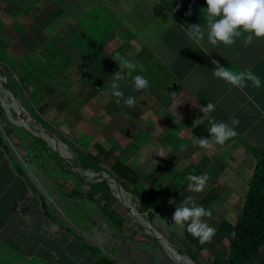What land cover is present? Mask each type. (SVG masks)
<instances>
[{
	"label": "crops",
	"instance_id": "obj_1",
	"mask_svg": "<svg viewBox=\"0 0 264 264\" xmlns=\"http://www.w3.org/2000/svg\"><path fill=\"white\" fill-rule=\"evenodd\" d=\"M206 7V0H0V48H6L19 66L27 64L32 74L45 79L58 74L60 92L80 100L86 115L105 119L103 132L86 148L94 151L98 137L107 135L97 142V148H103L106 166H112L123 153L122 160L139 171L176 173V180L207 173L210 187L191 193L187 181L182 188L185 196H193L212 212L240 211L258 163L255 152L264 155V87L254 89L249 83L241 89L214 78L212 61L234 71L251 70L264 82V38H254L247 46L241 38L231 47L220 44L213 48L205 36L204 45L210 52L200 51L185 28L203 22L206 13L202 9ZM24 38L32 53H50L57 46L58 65L40 63L22 43ZM193 50L198 53L197 60L191 57ZM117 54L143 64L144 71L135 74L151 81L149 90L155 97L152 100V94H147L136 115L128 106H119L107 91H95L91 78L84 80L82 74L80 60L87 55L110 59L119 70L114 59ZM185 66H194L195 72L187 86L176 77ZM81 83L85 86L79 92L75 86ZM208 102L215 103L216 109L204 117L201 108ZM156 105L172 118L169 125L153 113ZM233 116L240 121L238 135L225 145L205 150L191 143L196 128L208 135L209 118L230 123ZM130 118H142L143 125L124 130L122 126ZM175 119L181 123L177 125ZM181 145L185 146L183 151ZM161 147L167 157L156 154ZM110 151L113 157H109ZM162 163L166 164L164 169ZM0 173L6 177L2 164ZM218 216L214 217L215 225ZM0 231V238H4L1 222Z\"/></svg>",
	"mask_w": 264,
	"mask_h": 264
},
{
	"label": "clouds",
	"instance_id": "obj_2",
	"mask_svg": "<svg viewBox=\"0 0 264 264\" xmlns=\"http://www.w3.org/2000/svg\"><path fill=\"white\" fill-rule=\"evenodd\" d=\"M206 5L207 7L202 9V11L206 13V15H204L203 17V22L199 24H190L185 28L188 37L199 47L200 51L206 54L210 52L208 48L204 45L205 36L207 37V42L211 44L213 48H216V46L220 44L231 47L235 45L237 43V40L241 38H243L242 43L247 46L253 43L254 38H264V0H206ZM22 43L27 47V49L31 53L33 52L29 49L28 45L26 44L25 38L22 40ZM90 43H92L91 40ZM44 53H47V51H44ZM1 56L6 57L8 59V62L0 61V65L5 68L9 73V81L7 84V74L3 71H0L2 75H4L3 78L5 82V88L9 89L8 92H5V101L8 103V105L12 104L10 105V107H14L15 101L12 97V92L15 95L16 93L10 86H7L11 82V69L14 66H16L17 68H22L25 67V65L19 66V63L14 60L7 51L2 53ZM114 59L119 62V70L112 74L111 79L108 80L104 87L107 91V95H109L110 97H114L116 103L118 104L123 102V104L128 107H135L136 97L132 95H126L125 92L122 90V85H130L133 92H141L149 88V80L146 79L144 75H134V73H136L138 69L140 72H143L144 66L143 64H140L132 59L122 57L119 54L115 55ZM10 60H14L16 62H12ZM212 63L215 65V68L212 71L213 77L222 79L233 87L243 89L245 87H248L249 83L254 89H260L261 87H264V82H262L261 78L251 70L234 71L229 67L221 66L219 61L213 60ZM35 74H32L31 72L29 73L31 77H36ZM39 79L44 80L43 76H40ZM32 83L33 86L37 84L34 81ZM40 85L43 86L42 84ZM40 89L42 90V92L45 90L48 95H42L40 97L39 107H36L33 103H31L28 108L31 112H39L49 102V100L54 101L58 99V92L56 90H49L45 86L41 87ZM44 97L45 99H43ZM50 103H48V106L45 108L46 119H43V121L49 125L48 127L42 123V118L39 119V116L37 117L36 114L28 112L26 106L24 104L23 106L22 102H20L22 107L27 111V114L32 117L31 121H26L22 118L21 119L24 122H35L38 129L40 130L39 134H36L39 136H36L26 129L28 133L24 134V136L20 137V139L31 140L40 144L38 137L44 138L49 144V146H45L47 147V149L45 150V155L48 159L41 158L40 162L44 163L46 162V160H49L54 155L56 157H60L62 160L69 162V168L73 172H76L85 177L82 189L83 191L87 189V192L83 195L74 194L70 197H78L81 199V203H84V210L81 209V211H88L90 214L88 218L90 216H93V213H99L105 219L107 225H110L111 229H113L112 225L107 220L109 219L106 215V210L108 209L112 211L113 214H117L122 220L124 218L131 219L133 223L136 224L135 218L126 209L130 207L134 211L139 222L146 224L149 227H152L154 231L153 225H151L148 220H145L144 217L148 216L150 212H153V218L156 222V227L164 229L167 225H172L173 230L176 231L178 235L183 237L184 234L183 239H186L187 235L191 234L194 238L199 241L200 244H205L211 242V240L214 239L213 237H215L217 243L216 246L213 247L211 250V253L213 255L212 264H220L222 261H227L229 264H231V261L233 260L235 246L238 248L239 251V264H264V245L262 246L261 252L259 251L258 253H251L249 255L247 251L248 244L250 241L249 229L245 226L243 222L240 221V214L244 210L246 196L248 195L247 192H249L250 190L246 192V195L243 198L244 202L241 206L240 211L221 212L218 214V223L216 224V226H218L217 229L214 228V216L212 215L213 212L211 208H205L204 206L199 205L196 202L195 198L191 195L186 196L183 203L180 206L176 207V210L173 215L171 213H169L168 215L167 213L163 212L165 210L164 207L154 206L153 203L157 199H161L163 201H168L171 203L170 206H167V210L170 211V209L174 208L175 202L173 201V199L169 198V189H154L153 191L155 192V195L152 194L153 191H150L149 193H143L140 196L134 194L135 189H132L129 186V183L137 181V178L139 176V170L129 161H123L122 159L116 161L118 157L115 158V163H113L112 166H106L105 162H103L102 160L103 148H98L97 153L95 151V148L94 151L93 148L90 151L86 147H81L78 142L71 137L73 132H71L70 129L66 132L59 131V127L61 126L59 120L56 118L53 121H50V118L53 116V113L51 115L48 114L50 112ZM2 104L4 106L5 115L1 120L3 121V119H6L5 121L7 123H12V121L8 117L9 109L5 107L3 100ZM215 109L216 104L208 102L206 106H203L201 108V111L205 114L204 117H206L209 116L210 113L214 112ZM80 111L84 115H86L83 112L81 106ZM16 117L20 118L19 116ZM102 120V124L96 132V136L99 132H103L102 128L105 124V119ZM197 121L198 120H196L194 123H196ZM175 123L179 125L181 123V119H175ZM208 123L209 133L207 134H209V137H205L206 134L200 137H192L191 143L194 146H198L205 150H212L215 145L223 146L226 144L227 141L235 138L238 135L236 127L239 125L240 121L235 116L231 118L230 123L224 121H217L215 118H209ZM40 124L43 125L44 128L56 138V140L58 141L57 144H54L49 138V136L42 132V130L39 128ZM95 137L93 139H95ZM5 143L11 149L10 145L6 142V140ZM68 143H75L77 145H72L76 152L75 154H70L71 152L66 146ZM95 145H98L97 141L95 142ZM184 148L185 146L181 145L180 150L183 151ZM79 152L96 157L98 159L99 168L95 169L92 167H85L81 165V163L77 162L75 157L79 155ZM108 154L109 157H113L112 151H110ZM156 154L160 157L168 156L163 147H161L156 152ZM66 157H71L75 162V166H72L71 161ZM29 162L35 165V171H39L42 173V179L48 178V173L51 175L52 173L60 169L58 168L59 163L57 159H55L53 162H50L48 166L47 164L38 165L37 163L31 160H29ZM63 165H65V163H63ZM40 167L43 168L41 171L39 170ZM80 168H84L86 169V171L77 170ZM256 169L257 165L255 171ZM255 171L249 183V189L251 187ZM37 176L38 178H41V175L37 174ZM69 178L72 179L70 184L71 188L74 187L75 189L76 184L74 178L72 176H70ZM187 180L189 182L187 186V191L191 193L203 192L206 188L210 187L211 183V181H208L209 176L207 173L200 175L189 174L187 176ZM103 183H106L110 188V190L105 195H103V193L97 189ZM121 183L127 187V194H129L133 198L132 204L131 199L126 197V192L123 190ZM65 189L70 193V188L65 187ZM135 195L138 197V199ZM112 198H114V201H110L112 200ZM118 200L122 203V207L115 205V203L119 202ZM119 208L122 210V212L119 210ZM125 212L127 215H124ZM235 212H237V215H235ZM205 218L207 219V221L205 220ZM229 218L233 219L234 221L231 222ZM211 224L212 226H210ZM41 227L43 230L49 232L56 231V225L43 224L41 225ZM222 228H224V230H222ZM219 230L221 234V240L216 239ZM114 232L118 233L115 230ZM156 236L161 238L163 240V243L167 247H169L174 253V256L172 254H169L165 247L162 245L168 253V258L172 261L179 264H186V259H191V257L176 249L171 244V242L163 235L156 234ZM187 242L190 245L182 244V248L186 249L190 246L192 248V252L196 253L197 249L191 246V241L189 240ZM225 245L226 248L224 249ZM199 251L197 252L198 261L200 258ZM180 254L184 255L185 257ZM177 256L181 258H178ZM191 260L198 264V261L196 262L193 259Z\"/></svg>",
	"mask_w": 264,
	"mask_h": 264
},
{
	"label": "rangeland",
	"instance_id": "obj_3",
	"mask_svg": "<svg viewBox=\"0 0 264 264\" xmlns=\"http://www.w3.org/2000/svg\"><path fill=\"white\" fill-rule=\"evenodd\" d=\"M188 3V0H187ZM83 4V2H82ZM158 5V4H157ZM118 8V7H117ZM103 10V9H102ZM118 15L121 16L118 12ZM54 51L50 53H44V52H37L32 55H34L36 58H38L43 64H56L58 65V59H55L59 56V50L58 47L55 46L53 48ZM6 51V48H0V54L4 53ZM45 56H50L49 59H45ZM12 62H16L14 60H10ZM118 63V62H117ZM116 63L113 62L110 59H96L89 55L84 56L80 60V66L83 69V76L84 80H87L91 78V87L97 91V92H106V89L104 88L108 80L111 79V76L113 73L118 71V67L115 65ZM144 66V65H143ZM145 67V66H144ZM62 69V78L63 80H66V74L65 69ZM58 70V69H57ZM194 66H185L181 72L176 74V77L181 78L184 80V85L187 86L188 83L186 81H191V79L194 76ZM139 71V69H138ZM14 72L16 75V81L20 84V94L18 97L19 101L22 102V105L24 104L26 108L28 109L31 103L34 104V106L39 107L40 106V97L42 95L47 96L48 94L44 90L40 89L41 87L45 86L49 90H56L58 92V99L51 101L49 100L48 103H50V112L48 113L51 115L53 113V116L50 118V121H53L54 119H58L61 126L59 127V131L66 132L69 129L72 134V138H74L78 144L81 147H87L91 140L96 136V132L101 126V121H103L100 117L90 118L87 115H84L80 111L81 101L75 100L70 98L68 95L65 94L66 91L60 92L59 90V79L58 74L52 76L51 78H47L44 80L39 79L41 74L36 73V77H31L29 75L30 70L27 66L22 68L14 67ZM17 72V73H16ZM135 75V73H134ZM146 78V76H145ZM149 80V88H147L144 91L141 92H133L130 85H122V90L125 92L126 95H132L136 97V105L135 107H129L128 110L132 114H137V110L142 108V105L145 102L146 95L152 94V100L154 99L153 90H149L151 86L150 78H146ZM35 82L34 86H29L32 82ZM8 84V79H7ZM4 78L2 73L0 72V96L3 100V103L5 107L9 109V119L12 121V123H7L3 119V121L0 119V131L2 135L5 137L6 142L10 145L11 149L8 147V151H10L17 159L18 162H21L26 166V172L29 176H24L26 180V184L28 186V189L30 191V194L33 196L34 200H31V203L35 205V200H38L41 204V197L42 195L46 198L45 202H48L47 209L43 208L42 205L39 207V214L38 216L42 218V222L39 223L35 220L36 210L32 212L31 209L29 210H22L18 211V209L21 207L20 204H17L15 206L14 211L12 210V206L9 205H3L2 209L5 214H10V218L4 219L0 221L1 223L3 221L11 222L9 226H7V222L4 225L3 233L6 235H3L4 238H0V264H46V260L39 258V257H31V255L26 254L25 252H16L14 251V248L16 245L21 244V239H19V235L15 233L16 226H18L19 217L24 219L27 223V230L31 231L33 233L40 232L43 233L45 231V241L48 243H51V238L59 241L60 235L56 234L55 232H49L46 230H43L41 225L46 224L43 222V220H46L48 225H56V231L63 230L65 231V228H62L56 224V221L53 220H62L64 221V225L70 230L69 235L74 237H82L83 240L89 244H92L94 246H97L103 253H105L107 256L111 257V259L114 261V264H179L171 259L168 258V253L160 243V241L156 238V233H158L157 229L154 228L153 232H148V234H145L147 238L143 236V231H138V229H135L134 231H131L130 223L128 222V219L124 218V229L121 234L114 232L113 229H111L110 225H107V222L105 219L99 214V213H93V216L90 215L88 211H81V209L84 210V203H81V199L78 197H70L66 194V188H71V178L70 177V170L63 173L62 170L58 169L51 175L48 173V178L42 179L43 175L39 171H35L36 167L34 164L29 162V156L27 153V150L24 148V143L20 139V137L24 136V131L27 129L34 135L39 134L40 130L38 129L35 122H24V120H30L32 119L30 116L22 115L19 111V109L16 111L15 105L12 107V116H11V107L8 105V103L5 101V92H8L9 89L5 88L4 86ZM42 84L43 86H41ZM23 85L24 90H23ZM85 86L84 83H81L79 85H76V90H79ZM30 87V88H29ZM99 88V89H97ZM101 90V91H99ZM149 90V91H148ZM40 93V94H39ZM167 93V92H166ZM169 94V93H167ZM66 95V98H65ZM100 96H104L103 94H100ZM156 97L159 99V96L156 95ZM45 99V97L43 98ZM114 101L116 102L115 98L113 97ZM101 103H105V100H101ZM48 103L39 111V112H31L30 109H28V112L32 114H36L39 119L42 118L46 119L45 115V108L48 106ZM23 105V106H24ZM108 104L106 103L105 106ZM119 106L124 107L125 105L123 102L119 103ZM153 113L156 116H160L165 120V122L169 125L172 122V118L169 117L167 114L163 113L158 105L153 107ZM16 116H19L20 118H17ZM22 118V119H21ZM121 122V119H120ZM137 125L139 128L143 125V119L140 118L138 120H135L133 118H130L128 120V124L125 126H122L124 130L131 131V129ZM138 129H136L134 132H137ZM194 137H200L203 134H206L205 132H202L199 128H196L193 131ZM39 136V135H36ZM107 135H102L98 137V141H100L102 138H104ZM72 145L77 146L75 143H68L66 146L70 150V154H75V150ZM121 145V144H120ZM98 145L95 147L96 153L98 152ZM0 150L7 151L4 145H0ZM120 151V150H119ZM121 152V151H120ZM122 153V152H121ZM123 158V153L121 157H118L116 161ZM128 161V160H126ZM166 167L165 163H162V168L164 169ZM43 168L40 167L39 170L41 171ZM67 173V174H66ZM37 174L41 175V178H38ZM45 174V173H44ZM138 178L136 182H130L129 186L134 190V194L140 196L143 193H149L150 191L155 190H165L169 189V195L170 199H173L175 202L174 208L167 210V206H170L171 203L168 201H163L161 199H157L153 205L157 207H164L165 210L163 212L173 213L176 210L177 206H180L184 199L186 198L185 194L182 191V188L184 186V183L188 180H181V179H174L176 173H169V172H161V170L157 169L152 172L148 171H138ZM68 179V180H67ZM139 181V182H138ZM138 182V183H137ZM137 183V185H136ZM189 183V182H188ZM50 186L54 188H50ZM121 186L123 190L126 192L128 189L125 185L121 183ZM136 186V188H135ZM87 189L84 190V192ZM250 189H246V191H249ZM155 195V192L152 193ZM135 195V196H136ZM126 197L131 199V204L133 203V198L127 194ZM138 199V197L136 196ZM201 198V197H200ZM119 201V200H118ZM115 205L122 207V203L119 201L115 203ZM221 207V205H219ZM119 210L122 212V210L119 208ZM19 215V217L16 214ZM31 213V214H30ZM86 213V214H85ZM221 212H213L212 215L215 217ZM14 214V215H13ZM124 215H127L126 212ZM235 215H237V212H235ZM229 220L233 222V219ZM133 226H136L132 224ZM212 226V224L210 225ZM137 227V226H136ZM218 226H214L215 229H217ZM139 228V226H138ZM132 229V228H131ZM163 232L162 234L157 235H163L166 237L171 244L184 254L191 257V253L189 250L182 248V244L184 241V234L183 237L177 234L176 231L173 230L172 225H167L166 228H159ZM145 230V229H144ZM66 232V231H65ZM143 233V234H141ZM155 233V234H154ZM59 236V237H58ZM2 237V236H0ZM50 237V238H49ZM191 241V245L197 249L196 253L199 251V261L196 260L198 255L191 257L194 261H198V264H212L213 255L211 253V250L213 247L216 246V240L215 238L211 240L209 243L200 244L199 241L196 238H193ZM226 248V245L224 246V249ZM88 255L90 257H95L93 255L92 250L87 251ZM182 255V254H180ZM184 256V255H182ZM185 257V256H184ZM191 259H186V264H196ZM57 264V263H53ZM78 264H92L91 262L87 261L86 259L78 260Z\"/></svg>",
	"mask_w": 264,
	"mask_h": 264
},
{
	"label": "trees",
	"instance_id": "obj_4",
	"mask_svg": "<svg viewBox=\"0 0 264 264\" xmlns=\"http://www.w3.org/2000/svg\"><path fill=\"white\" fill-rule=\"evenodd\" d=\"M190 54L194 60L198 59V53H196L195 50L190 52ZM1 55H0V61L8 62V59L6 58L7 55L6 57H3ZM14 67L11 69L12 72L11 82L7 86H10L13 89V91L16 93V95L19 96L21 95L20 84L16 81ZM31 85L33 86V83H31L29 86L31 87ZM24 86L25 85L22 86L23 90H24ZM4 115H5V110L2 104V100L0 98V119H2ZM42 123L45 126L49 127V125L43 120ZM27 133L28 131L25 130L24 134ZM205 137H209V134L206 135ZM38 140L40 144L33 142L31 140H22L27 150L29 160L37 163L38 165L47 164L48 166L50 162H53L55 159H57L59 163L58 168H60L63 171V173H65L66 171H68V169H70L69 162L62 160L60 157H56L54 155L49 160H46V162L44 163L40 162L41 158L44 159L47 158V156L45 155V150L47 149V147L45 146H49V144L42 137H38ZM0 145H4L6 149L9 147L5 143V137L2 135L1 131H0ZM255 155L258 159L257 169L255 171V175L251 183L250 191L247 192L248 195L246 196L244 210L240 214V221L243 222L245 226L249 229L250 241L247 248L249 255L251 253H258L259 251L261 252L262 246L264 245V155L256 152ZM75 159L77 162L81 163V165L85 167H92L95 169L99 168L98 159L94 156H89L79 152V155L76 156ZM63 163H65V165H63ZM1 164L2 166H5V168L7 169V173H6V177L4 178H3V174L1 175L0 173V221L10 218V214H5L3 212L2 209L3 205L6 204L12 206V210L14 211L15 206L17 204H20L21 207L18 209V211L31 209L32 210L31 213H33L36 210L37 216H35L36 217L35 220L41 223L42 218L38 216L39 207L40 205H42L43 208L47 209L48 202H45L46 198L42 195L41 204L38 200H35V205L31 203V200H34V198L30 194V191L26 184V180L24 178V176L25 177L29 176L25 170L26 166H24L23 163L18 162L16 157L10 151H8V149L7 151L0 150V165ZM69 172L71 173L70 176L74 178L76 186L75 189L74 187L70 188V193L66 190L65 191L66 194L68 196H72L74 194L75 195L85 194L87 191L84 192L82 189L85 177L76 172H73L72 170H70ZM97 189L101 191L103 195H105L110 190V188L106 183L101 184L100 187H98ZM110 201H114V198H112V200ZM16 215L19 217L18 214ZM106 215L109 218L107 220L112 225L113 229L118 233H122L124 229V221L117 214H113L112 211L108 209L106 210ZM153 216H154L153 212H150L148 216H144V217L145 220H148L150 224L153 225L155 229H157L158 233L156 234H162L163 232L161 231V229L156 227V222ZM53 221H56V224L58 226L65 228L66 232L63 230L55 231L56 234L60 235L61 239L57 241L51 238V243H48L47 241H45V236H46L45 231L43 233L40 232L33 233L32 230L31 231L27 230L26 228L27 226L26 227L23 226V225H27L26 221L21 217H19V221H18L19 225L16 226L15 233L19 235V239H21V244L16 245L14 251L16 250V252H22L23 250V252H25L28 255H31V257L37 256L39 258L46 260V264H53V263L77 264L78 260L81 259H86L92 264H114V261L111 259V257L103 253L97 246L85 242L82 237L75 236L74 238L70 236L69 235L70 230L68 229L67 232V228L64 225V221L59 219ZM6 222L7 220L1 223L3 224V228ZM43 222L47 224L46 220H43ZM128 222L130 223V226L132 228V229L130 228L131 231H134L135 229H138V231L139 230L143 231L144 234L143 233L141 234H143V236L147 238L145 234H148V232L146 230L136 227L137 225L134 224L131 219H128ZM10 223L11 222H7V226H9ZM132 224L136 226H133ZM222 230H224V228H222ZM4 232H5V228H4ZM3 235L6 234L3 233ZM193 238L194 237L191 234H189L187 235V238L184 239L183 243L189 244L187 241L193 240ZM216 239L221 240L220 230L217 233ZM186 249L190 251L191 257L198 255L197 253L192 252V248L190 246L187 247ZM89 250H92L93 255H95L96 258L90 257L88 255L87 251ZM238 254H239L238 248L235 246L233 260L231 261V264H239ZM220 264H229V263L227 261H222Z\"/></svg>",
	"mask_w": 264,
	"mask_h": 264
},
{
	"label": "water",
	"instance_id": "obj_5",
	"mask_svg": "<svg viewBox=\"0 0 264 264\" xmlns=\"http://www.w3.org/2000/svg\"><path fill=\"white\" fill-rule=\"evenodd\" d=\"M0 71H3V72H5L6 74H7V78H8V81H9V73H8V71L5 69V68H3L1 65H0ZM12 97L14 98V101H15V103H16V106L18 107V109H19V111H20V113L21 114H27V111L22 107V105L20 104V101H19V99L17 98V96L12 92ZM39 128L42 130V132L44 133V134H46L47 136H49V138L51 139V141L54 143V144H57V140H56V138L48 131V130H46L45 128H44V126L43 125H39ZM66 158H68L70 161H71V163H72V166H75V162H74V160L71 158V157H66ZM77 170H80V171H86V169H84V168H80V169H77ZM127 209V211L135 218V223H136V225H138L140 228H143V229H146V230H148V231H150V232H153V229H152V227H149V226H147L146 224H143V223H140L139 222V220H138V218L136 217V215H135V213H134V211L132 210V208H130V207H128V208H126ZM159 241H160V243L165 247V249L168 251V253L169 254H172L173 256H174V253L172 252V250L169 248V247H167L164 243H163V240L161 239V238H159V237H156Z\"/></svg>",
	"mask_w": 264,
	"mask_h": 264
},
{
	"label": "bare ground",
	"instance_id": "obj_6",
	"mask_svg": "<svg viewBox=\"0 0 264 264\" xmlns=\"http://www.w3.org/2000/svg\"><path fill=\"white\" fill-rule=\"evenodd\" d=\"M15 105V109H16V111L18 110V107L16 106V103L14 104ZM12 107V106H11ZM11 113H12V108H11ZM22 115H25V116H30V115H28V114H22ZM31 117V116H30ZM32 118V117H31ZM32 119H30V120H26V121H31ZM178 258H181V257H179V256H177Z\"/></svg>",
	"mask_w": 264,
	"mask_h": 264
}]
</instances>
